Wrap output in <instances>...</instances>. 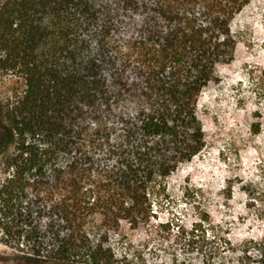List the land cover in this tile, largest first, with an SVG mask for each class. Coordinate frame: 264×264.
<instances>
[{
    "label": "trees",
    "instance_id": "16d2710c",
    "mask_svg": "<svg viewBox=\"0 0 264 264\" xmlns=\"http://www.w3.org/2000/svg\"><path fill=\"white\" fill-rule=\"evenodd\" d=\"M252 1L0 0V75L15 79L0 100L8 260L122 262L112 233L147 225L207 146L199 99L235 60L231 25ZM249 243L264 264V238Z\"/></svg>",
    "mask_w": 264,
    "mask_h": 264
},
{
    "label": "rangeland",
    "instance_id": "374dc122",
    "mask_svg": "<svg viewBox=\"0 0 264 264\" xmlns=\"http://www.w3.org/2000/svg\"><path fill=\"white\" fill-rule=\"evenodd\" d=\"M231 28L235 60L217 67L199 99L207 146L168 179L147 225L125 222L112 233L119 264H261L257 251H244L264 238V0H253ZM14 85L0 75V100ZM10 254L0 244V264H19Z\"/></svg>",
    "mask_w": 264,
    "mask_h": 264
}]
</instances>
